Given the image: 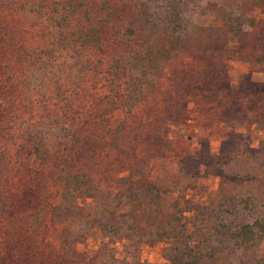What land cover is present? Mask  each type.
<instances>
[{"label": "rangeland", "instance_id": "rangeland-1", "mask_svg": "<svg viewBox=\"0 0 264 264\" xmlns=\"http://www.w3.org/2000/svg\"><path fill=\"white\" fill-rule=\"evenodd\" d=\"M232 199L264 220V0H0V264H193Z\"/></svg>", "mask_w": 264, "mask_h": 264}, {"label": "trees", "instance_id": "trees-1", "mask_svg": "<svg viewBox=\"0 0 264 264\" xmlns=\"http://www.w3.org/2000/svg\"><path fill=\"white\" fill-rule=\"evenodd\" d=\"M81 39L85 41V38ZM95 116L96 115L93 116L94 119L99 121L101 117ZM235 201V199H232L227 207H221L220 210H218V208V212H216V209H211L209 207H197V210H203L201 212L204 219H202V222L206 223L208 218L212 219L214 215L215 223L213 226L215 232L211 234V236L213 239H217L218 242L222 243L224 248L229 245L230 248L228 249H231L232 253L235 252L241 244L251 249L254 248L256 244L259 245L261 242H264V220L256 219V224L253 222L252 224L244 225L246 227V232L243 233L237 222L239 208ZM215 212L216 214H214ZM205 223L201 225L199 223L194 224L191 232L185 235L187 237L186 240L182 242V247L185 249L184 252L193 257V264H204L203 260L206 258L214 261V256L217 251L216 247L211 242L212 237L205 231ZM174 239L177 241L179 238ZM223 263L231 264L228 258H226Z\"/></svg>", "mask_w": 264, "mask_h": 264}]
</instances>
